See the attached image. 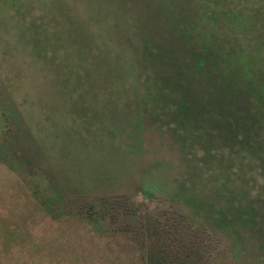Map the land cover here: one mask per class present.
<instances>
[{
    "label": "rangeland",
    "instance_id": "obj_1",
    "mask_svg": "<svg viewBox=\"0 0 264 264\" xmlns=\"http://www.w3.org/2000/svg\"><path fill=\"white\" fill-rule=\"evenodd\" d=\"M209 1L237 2L0 0V264H264V228L235 243L219 215L243 219L234 164L208 156L264 153V106L204 105L175 34Z\"/></svg>",
    "mask_w": 264,
    "mask_h": 264
},
{
    "label": "trees",
    "instance_id": "obj_2",
    "mask_svg": "<svg viewBox=\"0 0 264 264\" xmlns=\"http://www.w3.org/2000/svg\"><path fill=\"white\" fill-rule=\"evenodd\" d=\"M202 1L195 0L194 5L201 6ZM205 8V18L202 14L196 17L186 14L175 26V34L181 41L180 48L184 61L193 69L195 76H201V81L206 82L201 83V93L197 97L201 96V102L204 105H209L214 96L218 97L227 110H232L227 112L226 118L235 119L238 115L239 111L235 109L237 99L239 102H244L243 106L246 105L252 115L258 113V110H261L263 114L260 107L264 106V0H237L233 6L212 4L209 1ZM199 23L202 24L199 25ZM248 77L251 82L247 79ZM252 82L256 85L255 94L259 93L258 85L263 86L260 90L263 101L258 102L257 95L249 94L244 88L247 85L251 86ZM209 85L212 88L211 95L206 94L209 92L207 88ZM202 92L205 93L202 95ZM218 106L217 110L224 108L223 104ZM263 121L264 119L260 128H252L246 132L262 143H264ZM240 136L238 139L241 138ZM241 147H243L241 142L227 143L224 147L210 152L208 156L217 160L222 159L229 165V161H232L234 165L230 166L232 169L229 170L232 177L236 179L235 182L241 184V188L247 190L244 193L245 198L239 197L233 200L234 208L243 207L239 214L243 219H239V216L235 218V215L230 214V210L225 214L219 211L220 218L227 217L226 221L236 224L235 231L229 227V238H234L235 243L238 241L245 245L253 242L252 237L260 236L264 228L263 226L260 230H256L264 223L262 211L264 209V153H255L256 155L253 156L251 152L254 151L249 148L246 151L247 158H235L240 153ZM249 227L253 228L252 233L247 230ZM235 243L232 247L233 253L239 249L240 245ZM263 245H258L261 252H264ZM233 259L236 261L232 264L242 262L234 256ZM172 262L181 264V260L174 259Z\"/></svg>",
    "mask_w": 264,
    "mask_h": 264
},
{
    "label": "crops",
    "instance_id": "obj_3",
    "mask_svg": "<svg viewBox=\"0 0 264 264\" xmlns=\"http://www.w3.org/2000/svg\"><path fill=\"white\" fill-rule=\"evenodd\" d=\"M160 257H161V256H160ZM163 257H164V256H163ZM164 258H165V261H166L164 264H175L174 262H172V261L170 262L168 259H166V257H164Z\"/></svg>",
    "mask_w": 264,
    "mask_h": 264
}]
</instances>
